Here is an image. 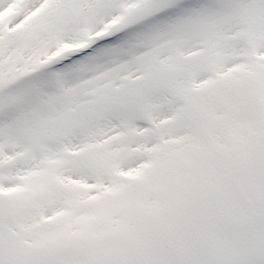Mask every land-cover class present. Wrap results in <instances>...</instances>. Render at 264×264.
I'll return each instance as SVG.
<instances>
[{
	"label": "snow or ice",
	"instance_id": "6c2138e0",
	"mask_svg": "<svg viewBox=\"0 0 264 264\" xmlns=\"http://www.w3.org/2000/svg\"><path fill=\"white\" fill-rule=\"evenodd\" d=\"M0 264H264V0H0Z\"/></svg>",
	"mask_w": 264,
	"mask_h": 264
}]
</instances>
